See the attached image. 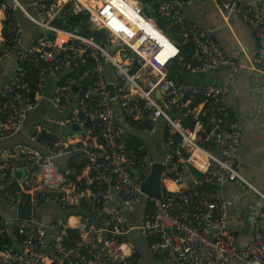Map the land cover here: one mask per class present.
<instances>
[{
	"label": "built area",
	"instance_id": "built-area-1",
	"mask_svg": "<svg viewBox=\"0 0 264 264\" xmlns=\"http://www.w3.org/2000/svg\"><path fill=\"white\" fill-rule=\"evenodd\" d=\"M135 1L131 9L143 26L126 16L130 0H0L2 54L15 63L0 89V141L21 133L43 101L64 117L57 127L70 129L34 125L28 143L0 152V198L15 211L13 218L0 216V264H142L133 232L158 264H264L263 229L256 227L243 247L229 229L225 186L237 181L263 201L264 194L239 169L241 134L227 104L228 85L169 75L173 63L192 76L225 70L235 78L247 67L221 47L214 30L185 17V4L193 0ZM214 1L226 22L237 18L249 27L258 47L250 69L258 71L264 0ZM80 13L103 34L101 41L74 31L71 14ZM154 15L192 43L189 61L157 28ZM22 20L41 32L29 46ZM52 82L59 86L49 93ZM160 123L165 134L156 197L141 186L158 162L147 139L158 135ZM132 137L140 145L131 146ZM49 205L63 217L17 216L20 209Z\"/></svg>",
	"mask_w": 264,
	"mask_h": 264
},
{
	"label": "crops",
	"instance_id": "crops-1",
	"mask_svg": "<svg viewBox=\"0 0 264 264\" xmlns=\"http://www.w3.org/2000/svg\"><path fill=\"white\" fill-rule=\"evenodd\" d=\"M22 1L26 2L27 0ZM243 1L254 2L255 0ZM184 14L189 21L214 30L215 38L221 47L247 67L235 78H232L227 71L221 70L208 75L189 76L185 79L202 84L210 82L228 85L227 104L241 134L239 169L243 177L255 189L264 194V61L258 67V71L250 69L251 62L257 53L256 40L249 27L240 19L233 18L226 22L214 0L188 2L185 4ZM1 19L2 16L0 15V27ZM22 23L24 26V46H29L36 41L41 32L26 20H22ZM79 25L73 29L80 33ZM162 29L164 28L162 27ZM2 50L3 44L0 42V89L11 80L15 64L12 56H4ZM58 86L57 82H52L48 86L49 93L54 92ZM185 98L189 99L188 97ZM196 102L197 100H192V106H195ZM63 118L53 111L48 101H43L35 111L28 115L26 125L21 133L10 139L0 141V152L20 142L28 143V135L34 125H41L55 131L69 132V127L59 128L54 123ZM159 127L158 135L155 138L147 139L149 147L157 159H161L163 155L162 145L165 134L164 124L160 123ZM213 151L216 152V150ZM192 176L197 177L193 172ZM19 177H23V174L19 173ZM168 183L167 186L176 190L173 183ZM245 190L243 184L237 181H230L224 188V198L230 204L229 229L235 237L238 247H243L249 242L256 227L264 231V201L253 191ZM136 214L137 211H135ZM0 216L5 218L15 216V211L1 198ZM62 217V211L52 205L45 206L38 211V219L41 221H50ZM129 220L132 223H137L138 217L131 214ZM130 239L136 246L138 254L144 259L142 264H158L137 232H133ZM227 264L240 263L237 260H231Z\"/></svg>",
	"mask_w": 264,
	"mask_h": 264
},
{
	"label": "trees",
	"instance_id": "trees-1",
	"mask_svg": "<svg viewBox=\"0 0 264 264\" xmlns=\"http://www.w3.org/2000/svg\"><path fill=\"white\" fill-rule=\"evenodd\" d=\"M88 20H89L88 16H86L85 14H81V13L78 14V15L71 14V21L72 22H77L78 24H80L78 26V28L80 30V34L88 36V37H95L98 41H101L102 37H103V34L92 31L90 25L87 22ZM178 46L180 48V56H181L182 60L189 61L191 56H192V53H193V45H192V43L191 42L184 43V40H182L178 44ZM169 75H170V77L172 79H174L176 75H179V78H181V79H185L186 77L188 78L189 76H192V75H188V74H185V73L181 74L177 63H173V66L170 67ZM140 143H141V141L137 137H132L130 139L131 146L140 145ZM192 172L197 177H201V174L198 173L195 169H192ZM150 210H151V208H148L147 212H150ZM2 245H3V243L0 242V249L2 248Z\"/></svg>",
	"mask_w": 264,
	"mask_h": 264
},
{
	"label": "water",
	"instance_id": "water-1",
	"mask_svg": "<svg viewBox=\"0 0 264 264\" xmlns=\"http://www.w3.org/2000/svg\"><path fill=\"white\" fill-rule=\"evenodd\" d=\"M55 25L59 26V21L54 22ZM65 29H68V27L64 26ZM1 56V53H0ZM86 88V87H85ZM111 90L112 87H111ZM75 130L78 132L79 127H75ZM161 173H162V160L158 159V162L155 164L151 175L142 183L141 189L142 192L148 196H156L159 197L161 193V187H160V181H161ZM20 174H23L21 172ZM85 214V211H83ZM17 216L20 219H30L33 217L38 218V210L32 212L27 209H20L17 212Z\"/></svg>",
	"mask_w": 264,
	"mask_h": 264
},
{
	"label": "rangeland",
	"instance_id": "rangeland-1",
	"mask_svg": "<svg viewBox=\"0 0 264 264\" xmlns=\"http://www.w3.org/2000/svg\"><path fill=\"white\" fill-rule=\"evenodd\" d=\"M137 3V1H136ZM157 24V28L162 30L163 35L169 39L172 42L180 43L182 40H184L177 28H174L170 25V23H167L165 20L161 19L159 15L152 16ZM163 26L164 29L161 28ZM39 211V210H38Z\"/></svg>",
	"mask_w": 264,
	"mask_h": 264
},
{
	"label": "bare ground",
	"instance_id": "bare-ground-1",
	"mask_svg": "<svg viewBox=\"0 0 264 264\" xmlns=\"http://www.w3.org/2000/svg\"><path fill=\"white\" fill-rule=\"evenodd\" d=\"M130 3L131 4H130V7L128 8V10L124 11L126 16L128 17L129 20L133 21L135 24H137L139 26H143L145 24V22L141 19V16L138 15L137 12L134 9H131V5L135 6L136 5V1L135 0H130ZM145 29L150 35H152L154 37L157 36V34L153 31V29L150 26H146ZM0 30H1V27H0ZM59 40L60 41H65L66 37L63 36V35H60L59 36ZM169 189H171V188L169 187Z\"/></svg>",
	"mask_w": 264,
	"mask_h": 264
}]
</instances>
